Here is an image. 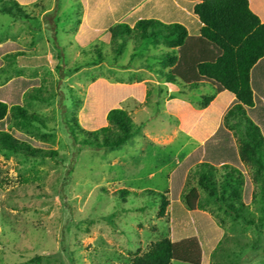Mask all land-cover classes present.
<instances>
[{"label": "rangeland", "instance_id": "obj_1", "mask_svg": "<svg viewBox=\"0 0 264 264\" xmlns=\"http://www.w3.org/2000/svg\"><path fill=\"white\" fill-rule=\"evenodd\" d=\"M35 3L37 7L22 6L34 18L31 21L0 13V45L17 43L27 57H48L53 49L59 56L58 69L51 65L18 67L14 60L6 59L0 85L16 77L39 80L43 101L32 99L35 94L29 91L22 104L47 129L18 131L56 151L57 156L40 161L0 153V264H123L137 248L169 237V218L156 216L159 198L144 191L163 194L169 189L171 172L198 146L170 117L165 100L180 99L195 109L201 97L212 92L200 88L179 96L175 92L181 86L174 85L175 90L168 94V87L148 83L147 69H163L157 57L168 50L160 41L127 40L117 56L103 32L81 47L77 33L87 14L85 0ZM95 47L105 59L87 65L97 63ZM98 80L142 85L149 93L145 104L128 98L117 105L140 130L126 146L109 153L79 148L65 123L74 118L82 124L84 110L91 129H99L90 94ZM197 172L193 168L187 177L190 187L195 185ZM240 172L250 183L248 199L242 200L246 206L243 216L253 223L234 221L232 214L225 217L213 205L207 206L204 211L208 214L216 210L212 219L223 232L207 264H264V191L259 197L258 184L246 165ZM119 190L139 196L122 200L113 195Z\"/></svg>", "mask_w": 264, "mask_h": 264}, {"label": "trees", "instance_id": "obj_2", "mask_svg": "<svg viewBox=\"0 0 264 264\" xmlns=\"http://www.w3.org/2000/svg\"><path fill=\"white\" fill-rule=\"evenodd\" d=\"M35 2L0 0V13L31 21L34 18L22 6L37 7ZM85 2L86 18L77 33L81 47L92 43L103 32L117 56L122 53L127 40L160 41L172 49L160 58L162 70L167 69L164 73L167 83H181L190 90L198 88L202 80L217 86L214 94L202 99L201 106L207 107L218 95L210 107L201 115L186 109L184 114L193 119L181 125L190 137L203 144L171 172L169 189L163 194L144 191L145 195L159 198L161 203L156 216L169 218V237L150 242L143 249L137 248L123 263L207 264L223 234L212 219L216 210L225 217L232 214L234 221L253 223L243 216L246 206L242 200H247L250 192V183L240 172L243 165L252 171L259 197L263 196L264 0ZM94 53L97 63L88 62L87 65L95 66L104 61L103 53L96 47ZM58 57L53 49L48 57H27L22 46L6 42L0 45V73L5 72L6 59L14 60L13 64L18 67L51 65L58 69ZM29 91L35 94L32 99L43 101L39 97L40 82L37 79L16 77L0 85V153L25 160L54 159L56 151L44 148L24 134L29 128L47 129L43 121L22 104L23 96ZM90 94L100 127L92 130L88 113L83 110L82 124L74 118L66 119L70 136L81 149L106 153L120 150L138 134L140 127L136 128L127 112L117 105L130 97L141 101L143 86L112 85L98 80L91 86ZM229 104L233 106L225 114L224 121L227 126L229 118L237 119V125L228 126L235 129L234 134L221 124L222 114ZM192 168L198 169L194 174V187L186 182ZM114 194L122 200L127 196H139L126 190ZM209 205L214 206L216 213L204 211ZM219 221L223 223L221 218Z\"/></svg>", "mask_w": 264, "mask_h": 264}, {"label": "crops", "instance_id": "obj_3", "mask_svg": "<svg viewBox=\"0 0 264 264\" xmlns=\"http://www.w3.org/2000/svg\"><path fill=\"white\" fill-rule=\"evenodd\" d=\"M86 3V2H85ZM87 6V5H86ZM120 21H123L120 20ZM164 46V45H163ZM167 48V47H166ZM167 53H170L172 49L170 48H167ZM175 50V49H174ZM166 53V54H167ZM165 54V55H166ZM164 56V55H160L158 56L157 58L160 60V58ZM161 61V60H160ZM148 72H149V82L150 84H152L153 86H162V87H165L167 88L168 87V94L169 93H172L174 90H175V87L174 85L176 86H181L182 90L181 91H176L175 93H177L179 96L183 95V96H186L189 92L193 91V90H197V89H200V88H209L211 90V95L215 93V90L217 89V86L214 85V83L212 82H209V81H205V80H202L200 82V85L198 86V88L196 89H193V90H190L188 87L186 88V86H184L183 84L179 83V84H171V83H167L166 80H165V77H164V73L167 72V69L165 70H162V71H153L152 69H147ZM159 78V79H158ZM115 85H124V86H137L136 84H119V83H116ZM142 86V85H141ZM144 88V94H143V99L140 101V103H143L145 104L149 98V93H147L146 91V87L143 86ZM218 95H215L213 100L207 105V107H202L201 104H202V99L204 96L201 97V104L198 105L195 109H193L194 107H191L189 105H187L185 102L181 101L180 99H176V98H167L164 102V105H165V108L166 110L168 111L170 117H174L177 121H178V127L179 129H181V131L185 132L181 125H183L184 123H187L188 122H192V119H193V116H186L184 113H186V109H189L193 112H198L200 113V115L206 110V108L210 107V105L213 103V101L216 99ZM130 98H133L135 100H137L136 98L134 97H130ZM128 99V98H127ZM139 101V100H137ZM122 102V101H121ZM233 106V104H229L227 106V109L225 112H223L222 114V118H221V124L222 126L226 129V130H230V132L232 134H234L235 132V129H230V127L228 126H235L237 125V119L232 116L231 118H229L228 122L226 123L227 126L225 125V121H224V117H225V114L227 113V111ZM188 114V113H187ZM187 117H189V119H187ZM186 133V132H185ZM187 134V133H186ZM188 135V134H187ZM197 141V140H196ZM198 142V146L196 148H198L199 146H201L203 143L202 142ZM195 148V149H196ZM193 152V151H192ZM193 169V168H192ZM191 169V171H192ZM241 171V169H240Z\"/></svg>", "mask_w": 264, "mask_h": 264}]
</instances>
